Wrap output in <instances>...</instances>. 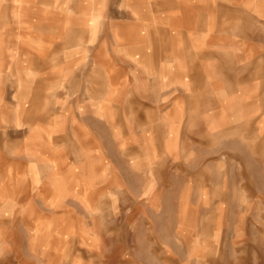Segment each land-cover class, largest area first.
Segmentation results:
<instances>
[{"label":"rangeland","instance_id":"obj_1","mask_svg":"<svg viewBox=\"0 0 264 264\" xmlns=\"http://www.w3.org/2000/svg\"><path fill=\"white\" fill-rule=\"evenodd\" d=\"M251 1L256 10L264 7L261 0ZM208 2L204 8L189 4L192 17L183 30L189 46L209 42L212 36L204 33L210 27L223 34L234 25L226 18L227 0H221L217 13L218 1ZM168 5L156 2L160 10ZM135 6L133 0H0V264H264V105L254 99L253 115L239 118L235 132L205 91L199 97L190 91L185 115L181 103L166 112L167 77L155 55L166 42V30L180 27V19L148 18ZM149 43L152 51L138 50ZM124 44L135 46L120 49ZM124 66L128 73L118 79ZM122 89L156 96L154 172L144 161L116 159L112 135L108 180L100 173L68 174L67 163L59 169L60 163L45 162L40 169L38 162L28 161L30 138L41 139L39 132L30 133L35 124L59 140L63 128H78L77 112L99 108L106 98L105 105H112ZM15 123L27 132L12 134ZM166 123L187 127L171 132ZM74 140L76 154H83V140ZM44 151L53 155L60 148ZM57 177L67 185L77 178L82 188L80 201L72 200L70 219L53 220L57 212L44 210L42 224L33 226L24 214L29 212L10 211L21 191L53 196ZM83 202L91 211L77 204Z\"/></svg>","mask_w":264,"mask_h":264},{"label":"crops","instance_id":"obj_2","mask_svg":"<svg viewBox=\"0 0 264 264\" xmlns=\"http://www.w3.org/2000/svg\"><path fill=\"white\" fill-rule=\"evenodd\" d=\"M133 1L136 4L135 10H144V14L148 18L155 19L163 16L167 20L180 19V27L171 26L166 30V42L158 48L159 55H155V62L163 64L161 71L167 77L164 80V109L166 112L171 110L174 104L180 105L181 103V113L185 115L188 112L189 98L193 97L190 96V91L195 93L196 97H199L200 92L205 91L204 96H209L207 93L214 96L212 105L219 108L221 118L227 116V129L235 132L238 129L239 118L243 120V115H253L254 99L261 100L259 104L264 105V7L259 10L254 9L251 0H227L228 3L225 4L228 6L229 14L226 18L233 21L234 25L223 28L225 31L223 34L217 27H210L209 31L204 33L207 36H212L209 42L189 46L185 41L188 33L183 32L188 19L192 17V13L188 9L189 4L197 3L198 8H204L206 2L209 4V0ZM217 1V5L214 6L215 13L218 12L221 4V0ZM156 2H165L169 5L164 10H160L156 7ZM261 2L264 4V0ZM180 3L181 7L178 9ZM250 3L252 8L248 9ZM247 5H249L248 8ZM138 11H135L134 17L138 16ZM205 12L206 10L203 13ZM53 20L54 23H58L59 16H54ZM179 29L181 37L174 40L173 36L178 34L176 32ZM131 45L135 46V44ZM131 45L124 44L120 46L122 47L120 49H130L128 46ZM139 47L138 50L152 51L151 49H153L152 43L144 44L143 48L139 44ZM106 49L109 50L110 48ZM139 57L145 58L146 54H141ZM126 67L124 66L123 74L118 76V79L122 78L123 80L126 77L128 73ZM40 77L42 79H38V82H43L45 77ZM209 86L211 88L207 91L206 88ZM107 103H109L108 98L101 103L99 108L93 106L91 107L92 110L85 108L77 112L76 117L81 116L79 123L76 122L77 118L75 117L78 128L76 130H73L72 127L63 128L58 136L59 140L56 138L52 140L53 132L51 130H49V134H45V129L39 128L38 124H35L34 132L31 131L30 133L39 132L38 135L41 136V139L33 140L30 138L27 145L33 148V154L28 161L38 162L40 169L45 162L60 163L59 169H61V163H67L64 172H69L68 174L91 175L92 173H100L101 180H108L110 170L112 171L111 162L113 161L109 159L108 150L110 135H112V139L117 145L116 153L118 156L116 159H122L127 164L144 161L148 164L149 170L154 172L158 156L156 96L151 93L142 95L140 91L133 94L122 89L112 105H105ZM33 120L37 119L32 118ZM22 121L25 122L22 119L21 125ZM99 122L101 123L99 128L96 125L93 126V123ZM15 124L11 125L12 134L17 135L18 131H24L22 134L27 132V129L20 130L22 127L20 124ZM166 126H168L167 130L172 132L173 130H182L181 127H187V123H182L179 127H173V124L169 126L166 123ZM247 137L245 135L246 144ZM74 138L83 140L79 149L84 152L81 155L76 154L74 149L76 139L73 141ZM112 139V147H115ZM22 140L24 139L21 138ZM172 140L173 134L171 139L167 141L172 144ZM46 146L59 147L60 151L57 154L46 155L44 151ZM93 151L97 152L95 158L92 154ZM14 155L24 157L22 153L18 152ZM16 162L17 160L13 161L12 165ZM135 170H139V168L136 167ZM11 179L16 180L17 177L11 175ZM53 181L54 186H56L53 196H45L44 193L40 195L38 191L34 194L33 190L30 192L27 187L26 191L29 193L24 195L25 193L21 191L20 194H16V196H21V199L19 202H15L18 206L13 209L10 208V211L29 212L24 214H28L27 219L32 218L31 224L33 226L42 224L44 210L45 212H57L54 214L56 216L53 215V220L58 221L61 217L65 218V221L70 219L72 208L75 206L72 200L80 201L77 194L78 192L81 193L80 189L82 188L78 187V179L76 178L72 185H69V182L68 185L64 184L60 177ZM42 182L44 183V181ZM25 184L30 186L29 182H25ZM101 193L103 194L102 191L97 192L96 195L100 196ZM104 193L108 192L105 191ZM84 196L89 199L87 195ZM77 204L83 210L91 211L85 202ZM39 212L42 215H34ZM11 216L14 218L13 214ZM58 255V252L54 253V257H58ZM12 257L15 256L12 254Z\"/></svg>","mask_w":264,"mask_h":264}]
</instances>
